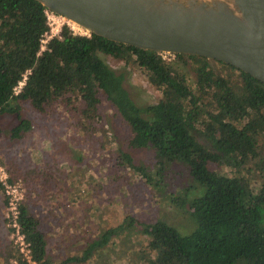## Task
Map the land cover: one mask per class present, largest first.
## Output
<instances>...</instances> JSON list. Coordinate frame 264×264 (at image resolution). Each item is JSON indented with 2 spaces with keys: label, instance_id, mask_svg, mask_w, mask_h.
I'll use <instances>...</instances> for the list:
<instances>
[{
  "label": "trees",
  "instance_id": "trees-1",
  "mask_svg": "<svg viewBox=\"0 0 264 264\" xmlns=\"http://www.w3.org/2000/svg\"><path fill=\"white\" fill-rule=\"evenodd\" d=\"M46 10L37 0H0V116L19 119L13 136L32 127L22 115L25 105L44 111L68 93V100L75 96L83 103L81 118L92 124L101 117L103 95L129 128L127 146L152 152L146 166L134 164L123 151L118 163L165 192L169 204L186 211L191 226L184 233L165 220L146 222L129 214L80 255L59 264L88 261L96 247L122 232L144 236V248L152 253L144 264H264V83L223 62L215 60L225 74L215 72L205 57L179 53L164 58L161 52L96 34H76L67 24L41 50L49 30ZM104 55L136 65L160 89L158 101L136 103L125 75ZM197 132L210 147L197 139ZM174 162L191 177L177 194L168 193L162 179ZM37 179L35 197L50 194L57 182L46 172ZM18 210L31 259L53 264L40 220L22 202Z\"/></svg>",
  "mask_w": 264,
  "mask_h": 264
},
{
  "label": "rangeland",
  "instance_id": "rangeland-1",
  "mask_svg": "<svg viewBox=\"0 0 264 264\" xmlns=\"http://www.w3.org/2000/svg\"><path fill=\"white\" fill-rule=\"evenodd\" d=\"M64 24L76 34L89 35L73 23L60 19V29ZM103 58L111 67L123 72L125 87L136 103L158 101L160 89L149 84L136 65L124 64L110 56ZM210 64L217 73L227 72L214 60ZM100 98L101 117L92 124H86L81 118L83 103L75 96L68 100V93L62 101L44 111L30 110L25 105L22 115L31 121L32 127L21 136L12 134L19 123L15 114L0 116V164L9 178L14 177L10 181L23 188L21 202L27 188L33 183L39 186L40 173L46 172L57 180L50 194L41 188L40 204L33 211L42 220L47 254L53 264L80 255L103 230L117 226L129 214L146 222L165 220L184 233L191 228L186 211L169 204L165 192L148 186L129 167L118 163L116 158L119 151H123L134 164L146 166L152 162V152L127 146L128 126L106 98L103 95ZM195 135L210 147L203 134ZM162 177L168 193L177 194L191 182L188 169L177 162ZM5 201L0 189V264H21L23 257L13 242L5 218ZM110 239L105 246L96 247L88 261L68 264H144L152 254L145 250L146 242L141 233L122 232Z\"/></svg>",
  "mask_w": 264,
  "mask_h": 264
},
{
  "label": "water",
  "instance_id": "water-1",
  "mask_svg": "<svg viewBox=\"0 0 264 264\" xmlns=\"http://www.w3.org/2000/svg\"><path fill=\"white\" fill-rule=\"evenodd\" d=\"M90 34L231 65L264 83V0H37Z\"/></svg>",
  "mask_w": 264,
  "mask_h": 264
},
{
  "label": "built area",
  "instance_id": "built-area-1",
  "mask_svg": "<svg viewBox=\"0 0 264 264\" xmlns=\"http://www.w3.org/2000/svg\"><path fill=\"white\" fill-rule=\"evenodd\" d=\"M46 19L49 26V30L46 31L41 38V50L45 49L46 43L51 37L59 34L61 30L59 20L64 18L49 10H46ZM161 54L164 58H166V55H173L170 53ZM24 79L19 82L18 86L15 88L16 91L21 88ZM0 184L6 199L5 218L7 220V225L9 227L10 235L13 239V242L16 245L20 255L23 257V262H26L28 264H36L31 259L29 243L26 241L25 235L22 233L18 221V207L23 198V188L20 186L19 183L10 181L8 172L2 164H0Z\"/></svg>",
  "mask_w": 264,
  "mask_h": 264
},
{
  "label": "crops",
  "instance_id": "crops-1",
  "mask_svg": "<svg viewBox=\"0 0 264 264\" xmlns=\"http://www.w3.org/2000/svg\"><path fill=\"white\" fill-rule=\"evenodd\" d=\"M33 182H30L32 184ZM29 184V183H28ZM30 188V189H29ZM29 188H27V192L25 195V199L23 201V205L27 208V210L34 214V210L36 209V205L40 204L41 196L33 198L32 195L38 192L37 183H33ZM44 200V199H43ZM45 201V200H44ZM47 203V201H46ZM40 219V225L43 228L42 220L38 214H34ZM44 229V228H43Z\"/></svg>",
  "mask_w": 264,
  "mask_h": 264
},
{
  "label": "bare ground",
  "instance_id": "bare-ground-1",
  "mask_svg": "<svg viewBox=\"0 0 264 264\" xmlns=\"http://www.w3.org/2000/svg\"><path fill=\"white\" fill-rule=\"evenodd\" d=\"M74 24V23H73ZM75 26H77L76 24H74ZM77 27H79V26H77ZM80 28V27H79Z\"/></svg>",
  "mask_w": 264,
  "mask_h": 264
},
{
  "label": "flooded vegetation",
  "instance_id": "flooded-vegetation-1",
  "mask_svg": "<svg viewBox=\"0 0 264 264\" xmlns=\"http://www.w3.org/2000/svg\"><path fill=\"white\" fill-rule=\"evenodd\" d=\"M215 61V60H214Z\"/></svg>",
  "mask_w": 264,
  "mask_h": 264
}]
</instances>
